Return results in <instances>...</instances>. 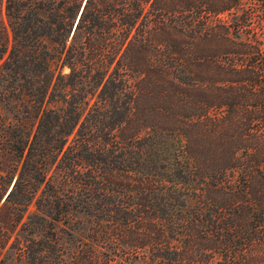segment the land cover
Returning <instances> with one entry per match:
<instances>
[{"label":"trees","instance_id":"obj_1","mask_svg":"<svg viewBox=\"0 0 264 264\" xmlns=\"http://www.w3.org/2000/svg\"><path fill=\"white\" fill-rule=\"evenodd\" d=\"M2 160L109 264H264V0H0Z\"/></svg>","mask_w":264,"mask_h":264},{"label":"rangeland","instance_id":"obj_2","mask_svg":"<svg viewBox=\"0 0 264 264\" xmlns=\"http://www.w3.org/2000/svg\"><path fill=\"white\" fill-rule=\"evenodd\" d=\"M261 18V14L255 16L257 21ZM37 122L38 118L33 117L28 124L31 128L35 124V128ZM5 163L6 160L0 162V175L6 169ZM36 207L35 200L22 222H18L5 197H0V242L6 243L0 244V264H109L107 259L115 250L120 249L121 254L128 251L125 242L99 240L92 215L74 211L66 220L57 222L36 211ZM123 264L144 261L140 256L131 257Z\"/></svg>","mask_w":264,"mask_h":264}]
</instances>
